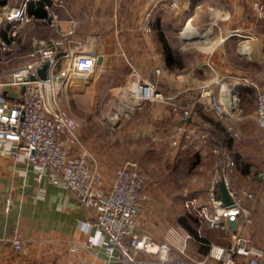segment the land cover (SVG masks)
Instances as JSON below:
<instances>
[{
	"label": "crops",
	"instance_id": "crops-1",
	"mask_svg": "<svg viewBox=\"0 0 264 264\" xmlns=\"http://www.w3.org/2000/svg\"><path fill=\"white\" fill-rule=\"evenodd\" d=\"M252 1L48 0L44 4L55 13L57 27L54 33L69 27V18H73L70 33L72 39L66 42V47L73 51H90L95 55L93 70L83 74H73L63 90L64 92L66 90V95L72 100L73 106L85 108L88 102L98 100L96 88L100 86L103 76L109 74L111 70L128 68L134 72L130 71L133 76L129 84H132L134 77L140 74L153 80L163 94L172 95L171 100L190 108L189 115L186 117L187 122L194 124L197 129H203L205 124H209L204 128L208 131L212 129L229 147L228 142L225 141L226 138L230 140L233 138L230 141L231 145L235 138L226 135L223 132V126L230 124L241 132L240 119L245 115L254 123L251 127L257 126L254 119L256 98L251 110L242 112L235 104L229 107L224 115L216 117L210 108L203 106L201 99L197 96V86L200 83L209 82L214 91H220V84H224L230 90V100L234 102L238 99V88L242 89L245 85L253 84L254 86V83L263 82L264 69L261 70L260 67V61L264 55L260 40L262 32L260 28L251 31L255 20V11L251 7ZM18 2L19 0H0V8H3L0 9V37L2 38H6L10 26L2 10ZM35 6L36 1L27 2V10L33 16L17 29L13 41L10 42V48L18 49H13L6 59H0V68L10 69L16 66L27 57L25 52L31 47V39L47 37L50 34L40 14L32 12ZM176 19L184 20V26L190 21L196 29L197 24H202L206 20L215 23L213 26L207 24L202 30L197 29L199 32L206 33L209 39L205 42L208 44L205 48H201L194 59L188 63L181 60L166 62L156 35L155 26H158L170 48L171 42L167 39L166 30L175 41L176 38L180 40L179 45L190 42L183 37L184 35L182 36L183 28L178 36L172 33V28L168 27L164 31V28L173 24ZM245 42L249 45L247 52L240 48ZM98 54L100 58L96 60ZM155 66L158 67L157 72L154 71ZM81 75L86 76V80L81 81L75 78ZM160 81L168 88L161 87ZM109 86V83L106 84V88ZM19 89L20 86H13L7 87V90L5 87L4 90L11 95ZM133 98L135 101L136 98ZM195 100L203 108L210 109L213 118H206L194 107L191 108L190 104ZM154 102L157 104V110L150 118L159 120L161 124L156 127H151L150 122L135 124L136 132L140 133L137 140L145 138L146 142L143 144L145 146L151 140H165L162 135L170 130L169 126L180 121L177 111L171 108V102L164 100ZM111 117L109 116L113 119ZM164 123H167L168 127L162 126ZM257 127L256 130L260 136L257 138L258 144L264 146V128ZM77 136L82 141L78 128ZM151 136L156 137L150 138ZM195 141L196 146L193 148L200 155L199 162L202 165H205L207 161L211 163L213 154L207 150L204 142ZM10 145L8 140L0 138V264H122L116 259L107 258L100 245L89 241L95 238L96 233L84 224L87 210L77 201L73 192L62 185L42 179L36 180L30 164L7 150ZM86 148L98 170H100L99 164H114L113 157L106 158L102 162L97 149H90L87 146ZM178 148L181 151V148ZM229 151L235 159V165L230 171L231 184L237 189L243 187L251 191V196L241 194V200L249 207L251 217L250 222L241 227V231L249 236L252 245L263 246L264 176L250 174L247 162H245L246 169H240L237 160L239 156L236 158L231 148ZM258 167L264 169V152L259 158ZM111 174V171L106 173L101 170L100 175L104 184L109 183ZM190 179L204 182L207 176L202 174L198 176L195 173ZM217 191L219 194V188ZM182 194L190 193L188 189L185 191V188L173 191L158 184L150 187V197L140 204L135 230L150 233L154 240L161 239L169 223L173 221L180 223L177 215L183 213V207L179 203V196ZM190 196L203 202L205 192L203 190L200 196ZM6 197L9 201L7 208H4ZM197 219L200 220V225L203 221L204 228H210L206 226L202 218ZM199 229L200 236L205 240L215 243L226 242L223 236L221 241L213 240L203 234L204 229ZM11 236L20 238L19 247L12 246ZM70 243L74 244L72 250L68 248ZM192 248L197 250L198 254L206 252L207 249L205 244L196 240H190V244L188 242L189 251L192 252ZM259 258L264 263V248Z\"/></svg>",
	"mask_w": 264,
	"mask_h": 264
},
{
	"label": "built area",
	"instance_id": "built-area-1",
	"mask_svg": "<svg viewBox=\"0 0 264 264\" xmlns=\"http://www.w3.org/2000/svg\"><path fill=\"white\" fill-rule=\"evenodd\" d=\"M28 1L19 0L2 10L10 26L6 38L0 37V59H6L13 49H18L10 48V42L17 29L33 16L26 7ZM252 5L261 12L260 0H253ZM40 18L50 34L31 39V47L25 52L27 57L16 66L0 68V138L10 142L9 152L30 164L36 180L62 185L73 192L87 210L84 224L96 233L89 241L100 245L107 258L122 264H264L259 258L264 244L252 245L249 236L241 231L251 220L249 207L242 202L241 194L251 196V191L231 184L230 171L235 159L228 147L211 128L209 131L204 128L209 124L197 129L187 122L190 108L171 100L172 95L163 94L153 80L140 75L135 77L130 90L136 104L142 100H164L171 102V108L177 111L180 121L162 135L168 144L184 148L196 146L195 140H199L213 154L204 184V201L186 196L182 207L202 218L207 227L223 228L226 242L205 240L200 236L199 225L190 231L178 222L169 223L159 240H154L146 231L135 230L140 204L150 197V187L155 185V180L139 166L136 158L125 157L113 168L109 183H103L90 152L77 136L76 120L59 103L60 93L73 74L93 70L95 55L66 47V42L72 39L73 18H69V27L57 33H54L55 13L46 4ZM42 62L46 63L45 76L28 78ZM154 71H158L157 66ZM262 77V83H254V119L257 126L264 128V71ZM13 86L20 89L8 95L5 87L7 90ZM197 88L203 106L210 108L216 117L224 115L232 106L229 88L224 84H220V91H214L209 82L200 83ZM223 132L230 137L238 135V130L230 124L223 126ZM249 169L258 177L264 176V169L256 170L251 166ZM220 180L230 202L222 203L217 191ZM8 201L6 197L4 208ZM230 219L235 220L233 228L227 223ZM189 238L207 245L206 252L197 255L189 251ZM10 241L13 247L20 246L18 236H11ZM68 248L74 249V244L70 243Z\"/></svg>",
	"mask_w": 264,
	"mask_h": 264
},
{
	"label": "rangeland",
	"instance_id": "rangeland-1",
	"mask_svg": "<svg viewBox=\"0 0 264 264\" xmlns=\"http://www.w3.org/2000/svg\"><path fill=\"white\" fill-rule=\"evenodd\" d=\"M260 1L262 2L260 13L257 12V8L253 5L251 6L255 11V20L253 21L251 31L260 28V31L262 32L260 36L262 43L261 48L264 53V0ZM183 22L184 20L178 21L176 19L175 22L173 21V24L165 27L164 31L168 27L172 28V33L178 36L180 30L185 27ZM207 24H210L211 26H213V24L215 25L214 22L211 23L206 20V22H203L202 24H197L196 27L198 30H202ZM193 27L195 28V26ZM199 33L203 34V38H186L190 42L179 45L178 43L180 40L176 38L177 40L175 41V39L169 36L166 30L167 39L171 42V49L175 52V54H173V61L177 62V60H181L188 63L194 59L195 54H197L201 48H205L208 44L205 41L209 38L206 33ZM193 39L195 40L193 41ZM240 48L242 51L247 52L249 45L245 42ZM260 67L261 70L264 69V55L261 58ZM130 71L134 73L133 70L123 68L120 70H111L109 74L103 76L100 80V86L96 88L98 100L90 103L88 102V105L85 108L81 106H73L72 100L66 95V90L64 92L63 89L60 93L59 103L76 120L78 132L82 138L83 144H86L90 149H97L102 158H100L102 162L110 157L115 159L114 164H99V172H101V170L106 173L108 171L113 172V167H115L123 158L134 157L137 159L139 166L155 180L154 186L158 184L163 188L172 189L173 191L178 188H185V191L188 189L190 194H182V196H179V203L182 206V199L184 197L190 195H202L205 181L199 182L195 181V179L191 180L190 178L195 173L198 176L200 174H202V176H207L211 170V163L207 161L205 165H199L200 155L191 145L181 148L180 151L178 146L171 147L166 139H150L151 141H149L146 146L143 145L146 142L145 138L144 140H137L140 136V133H137L135 129V124H137V122H150L152 123V125H150L151 127H156L158 124L160 125L161 122L157 119L150 118L153 112H156L157 110V104L154 102L157 100H142L138 104L134 102V98H132L129 88H133L135 82L129 84V81L133 76ZM124 75L125 77L123 78ZM75 78L83 81L86 80L87 77L81 75ZM108 83L110 86L109 88H106V84L108 85ZM159 84L163 88H168L167 85L163 86L161 81ZM238 91V99L234 100L232 105L235 106V104H237V108H240L242 112L251 110L253 102L255 101V86H253V84L245 85L242 89L238 88ZM125 103L131 105V107H125ZM193 107L206 118H213L210 109L203 108L196 100L192 101L191 108ZM114 113H118L119 117L110 119L109 116H113ZM240 121L242 122V125L240 126L242 127V130L241 132L238 131V135L234 137L233 145H231L230 142L233 138L227 143L229 146L228 148L232 149V154L236 158L239 156L237 158L239 165L243 162H247L249 166L257 170L259 169V158L262 157L264 152V146L258 144L257 138L260 137L256 130L258 127L256 125V127H251L254 123H252L246 115L242 117ZM162 126L168 127V124L164 123ZM250 130L251 132L254 131L256 133H251ZM249 173L254 174V170L249 169ZM171 179L174 180L172 181ZM183 213H189L190 218L192 216L194 217L191 219L189 218L192 229L199 225V228L204 229L203 234L207 237L218 241L223 240L221 237L225 233L223 228H204L203 221L200 225V220L197 219L198 217H196V215L186 212L184 209ZM190 240L193 241L189 238V244ZM205 246L207 247V245ZM192 252L198 255V251L194 248H192Z\"/></svg>",
	"mask_w": 264,
	"mask_h": 264
},
{
	"label": "trees",
	"instance_id": "trees-1",
	"mask_svg": "<svg viewBox=\"0 0 264 264\" xmlns=\"http://www.w3.org/2000/svg\"><path fill=\"white\" fill-rule=\"evenodd\" d=\"M35 1H36V6L32 10V12L35 13V14H40V16H41L44 13L43 4L44 3H47L48 0H35ZM190 4H191V1H190ZM40 7H42V9H39ZM155 27H156V35H157V38L160 41V46H161V51H162L163 57H164V59H165L166 62H170L171 60H174L173 59L174 58V55L173 54H175V53H173L174 51H172V49L168 45L167 40L164 37L161 29H159L158 26H155ZM185 120L187 121V119H185ZM199 127H201V126L199 125ZM226 139H227V142L230 141L229 138H226ZM239 166H240V169H242V170H245L246 169V163L245 162L244 163H241ZM189 215H190L189 213L188 214H185V213L179 214V215H177V220L180 223H182V225H184L187 229H189L190 231H193L192 226H191L190 219L191 218H194V217L192 216L190 218Z\"/></svg>",
	"mask_w": 264,
	"mask_h": 264
},
{
	"label": "water",
	"instance_id": "water-1",
	"mask_svg": "<svg viewBox=\"0 0 264 264\" xmlns=\"http://www.w3.org/2000/svg\"><path fill=\"white\" fill-rule=\"evenodd\" d=\"M99 58H100V56L98 54L97 57H96V60H98ZM45 67H46V63L42 62L41 65H39L36 68L35 73H29L27 75V77L28 78H35L36 76H38V77L45 76V73H46ZM56 77H58V76H56ZM218 187H219V190H220V198L222 200V203L230 202L231 198L229 197V195L227 193V190H226V188H225V186H224V184L222 183L221 180L218 182ZM227 223L232 228L235 226V220L234 219L227 220Z\"/></svg>",
	"mask_w": 264,
	"mask_h": 264
},
{
	"label": "bare ground",
	"instance_id": "bare-ground-1",
	"mask_svg": "<svg viewBox=\"0 0 264 264\" xmlns=\"http://www.w3.org/2000/svg\"><path fill=\"white\" fill-rule=\"evenodd\" d=\"M182 35L185 36V38H199V37H202L203 38V34L199 33L190 23V21H188V23L185 25V27L182 29ZM195 39H193L194 41ZM205 40V39H204ZM197 41V40H196ZM200 41V40H199ZM246 49V48H245ZM249 49V48H248ZM230 91V90H229ZM234 98V96H232ZM136 101V100H135ZM134 101V102H135ZM125 107L127 108H130L131 105L125 103L124 105ZM122 107V106H121ZM124 112V111H123ZM113 118H118L119 117V114L118 113H114Z\"/></svg>",
	"mask_w": 264,
	"mask_h": 264
}]
</instances>
